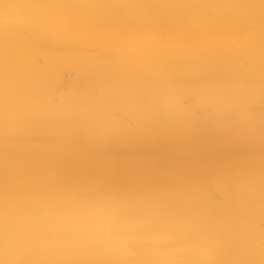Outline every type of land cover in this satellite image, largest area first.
Returning <instances> with one entry per match:
<instances>
[{"label":"bare ground","instance_id":"obj_1","mask_svg":"<svg viewBox=\"0 0 264 264\" xmlns=\"http://www.w3.org/2000/svg\"><path fill=\"white\" fill-rule=\"evenodd\" d=\"M0 264H264V0H0Z\"/></svg>","mask_w":264,"mask_h":264}]
</instances>
